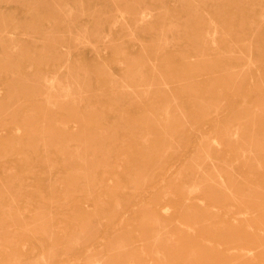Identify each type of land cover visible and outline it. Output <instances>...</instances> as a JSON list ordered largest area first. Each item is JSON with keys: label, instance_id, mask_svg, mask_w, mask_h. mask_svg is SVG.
<instances>
[{"label": "rangeland", "instance_id": "obj_1", "mask_svg": "<svg viewBox=\"0 0 264 264\" xmlns=\"http://www.w3.org/2000/svg\"><path fill=\"white\" fill-rule=\"evenodd\" d=\"M0 264H264V0H0Z\"/></svg>", "mask_w": 264, "mask_h": 264}]
</instances>
